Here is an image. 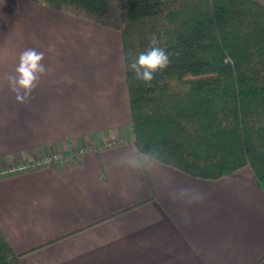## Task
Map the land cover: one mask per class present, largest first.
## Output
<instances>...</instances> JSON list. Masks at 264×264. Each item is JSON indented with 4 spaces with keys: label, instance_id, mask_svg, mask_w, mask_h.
Listing matches in <instances>:
<instances>
[{
    "label": "crops",
    "instance_id": "0c3cea01",
    "mask_svg": "<svg viewBox=\"0 0 264 264\" xmlns=\"http://www.w3.org/2000/svg\"><path fill=\"white\" fill-rule=\"evenodd\" d=\"M27 48L49 74L21 104L4 77ZM131 137L119 31L0 0V230L20 263L264 264V194L249 167L193 177L139 155Z\"/></svg>",
    "mask_w": 264,
    "mask_h": 264
},
{
    "label": "trees",
    "instance_id": "16d2710c",
    "mask_svg": "<svg viewBox=\"0 0 264 264\" xmlns=\"http://www.w3.org/2000/svg\"><path fill=\"white\" fill-rule=\"evenodd\" d=\"M31 1L109 25L108 0ZM115 3L136 152L208 180L247 166L264 194V5ZM154 37L171 63L149 85L129 65ZM0 264H21L1 230Z\"/></svg>",
    "mask_w": 264,
    "mask_h": 264
},
{
    "label": "clouds",
    "instance_id": "9594fccd",
    "mask_svg": "<svg viewBox=\"0 0 264 264\" xmlns=\"http://www.w3.org/2000/svg\"><path fill=\"white\" fill-rule=\"evenodd\" d=\"M161 42L155 37L150 41L146 51L139 53L129 67L135 73V78L146 84H151L155 74L165 70L171 63L169 55ZM45 53L35 48H27L20 52L18 63L13 72L5 74V81L8 89L15 94V99L24 104L32 98L34 90L38 87L41 79L49 74L48 67L43 63ZM227 62V61H226ZM181 192L195 191L191 188H180ZM202 194L197 193L195 198L186 200V203H195Z\"/></svg>",
    "mask_w": 264,
    "mask_h": 264
},
{
    "label": "built area",
    "instance_id": "2783aa9c",
    "mask_svg": "<svg viewBox=\"0 0 264 264\" xmlns=\"http://www.w3.org/2000/svg\"><path fill=\"white\" fill-rule=\"evenodd\" d=\"M86 151V148H79L78 150H73L72 152H63V151H53L47 153L43 157L34 160L31 163L20 164L12 168L11 170H24L27 168L38 167L43 165H49L52 163H60L63 164L68 157L77 156Z\"/></svg>",
    "mask_w": 264,
    "mask_h": 264
},
{
    "label": "rangeland",
    "instance_id": "374dc122",
    "mask_svg": "<svg viewBox=\"0 0 264 264\" xmlns=\"http://www.w3.org/2000/svg\"><path fill=\"white\" fill-rule=\"evenodd\" d=\"M108 5H109V17H108L109 25L108 26L115 28L116 24L118 22V14H117L115 0H108ZM81 17H83V16H81ZM84 18H86V17H84Z\"/></svg>",
    "mask_w": 264,
    "mask_h": 264
}]
</instances>
